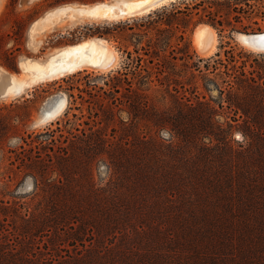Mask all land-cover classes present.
<instances>
[{"label": "rangeland", "instance_id": "rangeland-1", "mask_svg": "<svg viewBox=\"0 0 264 264\" xmlns=\"http://www.w3.org/2000/svg\"><path fill=\"white\" fill-rule=\"evenodd\" d=\"M0 1V85L8 79L17 82L27 76L29 70L21 64L24 58L43 59L52 56L57 49L92 36L107 39L119 54L117 64L110 69L84 67L32 84L19 95L0 93V207L8 206L5 210L8 214L0 208V234L20 250L35 253L37 257L49 256L48 252L73 251V242L65 234L74 230L72 226L59 228L61 238L67 240L58 250L50 240L58 233V228L41 232L36 240L29 242V238L23 236L26 233L17 227L22 224L23 217L33 215V212L42 213L48 195L46 179L65 187L86 185L87 179L106 185L113 170L112 152L123 146L132 147L145 134L158 135L166 142L176 140L170 129L158 130L153 125L150 118L155 117L152 112L155 105L159 109L174 108L185 102L198 104L200 100L213 98L217 119L225 127L229 126L228 121L234 125V142H247L242 124L232 120L234 111L220 106L219 90L212 85V90L208 91L205 82L206 76L215 77L217 72L226 76L223 64H218L216 72L212 71L213 64L217 58L227 61L226 51L233 48L237 54L236 65L247 61L248 74L253 72L262 84L264 52L245 46L236 34L264 30V0H172L147 13L109 21L81 18L73 15L70 9L66 12L57 10L62 5L87 4L96 0ZM53 11L57 13L51 21L45 24L39 21L32 29L36 20H42ZM204 22L211 24L218 33V48L209 56L200 54L194 44L195 29ZM158 27L173 28V46L159 55L153 46L148 54L141 48L143 59L138 67L135 49L137 46L150 47L148 43L152 41L153 44ZM240 52L242 56L238 55ZM173 55L177 56L173 59L175 70L166 61ZM187 62L190 65L195 62L200 68L186 69ZM140 72L149 74L151 88L145 99L149 101L150 109L145 112L137 109L139 116L135 117L129 104L142 98L129 92L127 87L129 80L133 81L134 87L138 85ZM116 84L118 91L114 87ZM64 96L68 103L63 113L44 121L45 110ZM149 221L141 223L139 218H133L129 224L126 221L117 230L114 241L120 244L128 229L133 234L131 237H135V227L139 224L147 227ZM151 223L164 227L169 224L162 220ZM150 230L145 239L151 234ZM100 239L103 248L111 245L113 240L110 231L98 236L96 233V245ZM262 243L264 247V239ZM257 252L264 259V249ZM262 259L255 258L254 261L264 264Z\"/></svg>", "mask_w": 264, "mask_h": 264}, {"label": "trees", "instance_id": "trees-1", "mask_svg": "<svg viewBox=\"0 0 264 264\" xmlns=\"http://www.w3.org/2000/svg\"><path fill=\"white\" fill-rule=\"evenodd\" d=\"M65 1L69 0L54 3ZM173 36L172 27H158L150 47H136L137 66L142 65L141 48L148 54L153 46L159 55L173 46ZM226 54L227 61L217 58L212 70L216 72L218 64H223L226 76L220 72L206 76L205 88L217 87L220 106L234 111L232 120L242 124L247 142H234V125L228 121L225 127L217 119L213 98L174 108L155 105V117L150 118L153 125L158 130L170 129L176 140L166 142L158 135L145 134L132 147L112 152L113 170L106 185L87 179L86 185L65 187L48 178L42 213L22 216L17 229L26 233L23 236L29 242L41 232L58 228L50 238L57 250L67 240L61 238L59 228L72 226L74 230L65 234L73 242V251L37 257L0 234V264H256L255 258L262 259L256 250L264 249V81L261 84L253 72L248 74L247 61L236 65L233 48ZM172 57L166 61L175 70L177 56ZM185 65L186 69L200 68L195 62ZM140 75L136 87L130 80L127 87L142 98L129 104L135 117L139 116L137 109H150L145 99L151 88L149 74ZM114 87L119 90L117 84ZM0 208L8 214V206ZM133 218L141 223L162 220L169 224H139L135 237L128 229L124 240L115 242L117 230ZM148 229L151 234L145 239ZM104 231H110L113 240L103 248L101 239L96 245L94 236Z\"/></svg>", "mask_w": 264, "mask_h": 264}, {"label": "bare ground", "instance_id": "bare-ground-1", "mask_svg": "<svg viewBox=\"0 0 264 264\" xmlns=\"http://www.w3.org/2000/svg\"><path fill=\"white\" fill-rule=\"evenodd\" d=\"M169 1L172 0H104L79 5L66 4L58 7L57 10L66 12L70 9L73 15L81 18L109 21L144 14ZM56 13L53 11L42 20H36L32 25V29L39 21L41 24L51 21ZM237 38L245 46L264 52V30L250 32L249 34L239 33ZM218 43L217 30L211 24L204 22L196 27L194 44L200 54L204 56L212 55L217 50ZM54 52L52 56L43 59L24 58L21 64L24 69L29 70L27 76L17 82L6 80L5 83L0 85V93H5V96L9 94L19 95L32 84L52 80L84 67L110 69L119 60L118 50L107 39L99 36H92L71 43ZM67 103L68 100L65 96L56 100L49 109L45 110L43 120L54 119L63 113Z\"/></svg>", "mask_w": 264, "mask_h": 264}, {"label": "water", "instance_id": "water-1", "mask_svg": "<svg viewBox=\"0 0 264 264\" xmlns=\"http://www.w3.org/2000/svg\"><path fill=\"white\" fill-rule=\"evenodd\" d=\"M98 1H104V0H96L95 2H98ZM95 2H93V3H95ZM239 33H246V34H249L248 32H237V35H238Z\"/></svg>", "mask_w": 264, "mask_h": 264}, {"label": "crops", "instance_id": "crops-1", "mask_svg": "<svg viewBox=\"0 0 264 264\" xmlns=\"http://www.w3.org/2000/svg\"><path fill=\"white\" fill-rule=\"evenodd\" d=\"M0 4H1V1H0Z\"/></svg>", "mask_w": 264, "mask_h": 264}]
</instances>
